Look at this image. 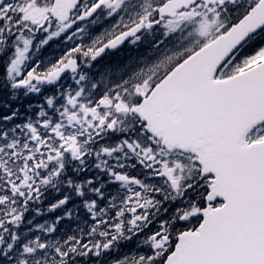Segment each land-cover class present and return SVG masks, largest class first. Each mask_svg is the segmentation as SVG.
Listing matches in <instances>:
<instances>
[{"label": "snow or ice", "instance_id": "obj_1", "mask_svg": "<svg viewBox=\"0 0 264 264\" xmlns=\"http://www.w3.org/2000/svg\"><path fill=\"white\" fill-rule=\"evenodd\" d=\"M0 264H264V0H0Z\"/></svg>", "mask_w": 264, "mask_h": 264}]
</instances>
